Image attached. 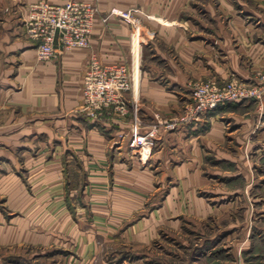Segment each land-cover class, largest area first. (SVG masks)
<instances>
[{
  "label": "rangeland",
  "instance_id": "1",
  "mask_svg": "<svg viewBox=\"0 0 264 264\" xmlns=\"http://www.w3.org/2000/svg\"><path fill=\"white\" fill-rule=\"evenodd\" d=\"M167 2L153 12L142 6L117 7L136 10L135 23L116 17L128 22L136 34L146 28L148 44L141 64L147 68L156 66L152 62L158 65L153 71L147 70L149 76L166 80L182 77L191 93L196 84L207 80L223 84L237 79L251 85L263 81L264 67L250 70L249 55L253 43L264 44V0ZM89 3L98 4L102 16L116 8L104 12L98 0ZM156 12L167 13L172 22H165ZM252 30L256 32L251 34ZM248 36L251 38L246 39ZM208 63L216 64L217 74L224 72L226 80L216 78ZM114 65L127 66L132 77V88L125 93L127 101L132 102L127 113L116 114L110 109L98 119L81 114L90 121L106 118L128 123V131L118 137L120 143L126 141L131 156L141 163V170L149 166L156 142L144 162L139 150L129 145L131 130L134 126L142 134L155 130L157 137L161 129L174 133L194 125L184 122L193 95L185 104L180 100L175 109L154 110V119L148 125L142 114L144 104L137 100L139 111L135 113L133 101L128 98L134 89L129 64ZM233 67L248 68L251 78L244 79ZM239 103L246 104L244 112L231 108L224 144L213 150L205 144L195 154L189 153L195 159L199 157V167H184L185 176L178 181L183 182L185 198L178 203L179 212L171 213L164 222L159 215L151 217V213L160 206V196L177 183L173 181L177 169L172 164L149 166L153 181L150 189L144 190L146 199L142 205L144 199L121 195L124 201L117 214H96L90 207L91 199L83 193L87 182L79 167L81 160L72 151L65 152L71 180L60 183L64 185L65 198L58 200V207L64 208L53 212L45 208V200H34L39 193L26 158L18 153L12 155L15 167L0 161L4 171L0 175V264H264V95L262 100ZM207 115L197 124L206 121ZM252 117L256 121L250 137L245 128L233 124L234 118L247 121ZM208 129L209 124L203 133ZM193 169L199 171L200 177L195 186L187 173ZM7 172L10 175L6 176ZM134 181H122V185L138 187ZM198 201L203 203V209Z\"/></svg>",
  "mask_w": 264,
  "mask_h": 264
},
{
  "label": "crops",
  "instance_id": "2",
  "mask_svg": "<svg viewBox=\"0 0 264 264\" xmlns=\"http://www.w3.org/2000/svg\"><path fill=\"white\" fill-rule=\"evenodd\" d=\"M40 1L63 4L68 0H0V161L15 167L17 164L12 155L18 153L26 158L25 164L34 184L37 183L39 193L34 200L37 203L45 200V208L53 212L60 206L58 200L65 198L64 185L60 183L70 181L72 177L69 166L65 164V152L72 151L81 160L79 167L87 182L83 193L91 199L90 207L96 214H117L124 201L121 195L133 194L138 199H144L142 205L146 199L144 190L150 189L153 181V170L150 168L172 164L177 169L173 178L177 183L169 193L166 190V195L160 196V206L151 213V217L159 215L164 222L171 213L179 212L178 203L185 198L183 182L178 181L185 176L184 167H199V157L195 159L189 153L195 154L205 144L211 150L224 144L226 126L231 121L228 113L232 110L244 112L246 104L237 102L211 111L206 121L183 126L174 133L161 129L153 155L147 162L150 168L140 170L141 163L131 156L126 141L120 143L118 137L128 131V123L110 122L104 120L106 118L90 121L81 114L83 79L91 59L97 57L104 64H129L134 89L128 98L144 104L142 114L148 125L154 119V110L168 111L180 100L183 104L187 103L191 99V89L182 77L166 80L149 76L148 71H153L158 65L152 62L156 66L147 68L141 64L144 48L148 44L146 28L136 34L128 22L115 17L107 23L102 17L96 19L90 47L65 49L58 35L54 44L57 57L41 60L38 42L30 37L27 26L31 6ZM98 1L104 12L115 6L124 9L142 6L153 12L163 3H168L167 0ZM156 13L161 14L165 22H172L167 13ZM251 32L254 34L256 31ZM141 35L145 40L137 38ZM253 44L249 55L252 60L250 70L251 67H264V44ZM208 64L216 78L226 80L224 72L217 74L216 64ZM233 69L244 79L251 78L248 68ZM207 71L209 73L210 70ZM255 121V117L247 121L234 118L233 124L245 128L250 137ZM208 124L209 129L203 133ZM3 173L1 166L0 175ZM187 173L189 181L194 183L192 186H195L200 181L199 171L193 169L192 172L187 170ZM165 175L162 173L163 177ZM187 179L184 178V181ZM129 180H135L138 187L122 185V181L127 183ZM197 203L202 207V202ZM204 208V211L208 210L205 204Z\"/></svg>",
  "mask_w": 264,
  "mask_h": 264
},
{
  "label": "built area",
  "instance_id": "3",
  "mask_svg": "<svg viewBox=\"0 0 264 264\" xmlns=\"http://www.w3.org/2000/svg\"><path fill=\"white\" fill-rule=\"evenodd\" d=\"M27 22L28 33L38 42L39 57L43 61L57 57L54 44L59 41L65 49L75 47L88 48L94 32L96 19L102 16L96 3L68 0L63 4H51L40 1L30 8ZM136 10L113 8L108 15L102 16L107 23L113 17H121L129 23ZM262 82L254 85L241 80H231L221 84L217 80L200 82L192 89V103L184 122L197 124L200 118L211 111L245 100H262L264 95V75ZM259 86V87H257ZM132 88V77L125 65L103 64L93 57L83 79V106L81 112L92 119L100 118L104 112L112 109L116 114L125 115L130 102L125 93ZM133 110L139 111L137 100L133 99ZM174 126V125H173ZM156 142V131L142 134L137 126L131 130L130 147L139 150L146 162Z\"/></svg>",
  "mask_w": 264,
  "mask_h": 264
}]
</instances>
